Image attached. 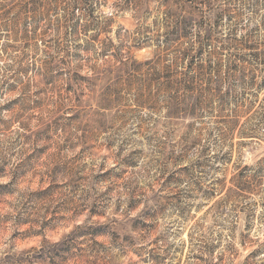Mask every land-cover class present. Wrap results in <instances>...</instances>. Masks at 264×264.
I'll return each mask as SVG.
<instances>
[{
	"label": "rangeland",
	"instance_id": "1",
	"mask_svg": "<svg viewBox=\"0 0 264 264\" xmlns=\"http://www.w3.org/2000/svg\"><path fill=\"white\" fill-rule=\"evenodd\" d=\"M263 245L264 0H0V264Z\"/></svg>",
	"mask_w": 264,
	"mask_h": 264
},
{
	"label": "trees",
	"instance_id": "2",
	"mask_svg": "<svg viewBox=\"0 0 264 264\" xmlns=\"http://www.w3.org/2000/svg\"><path fill=\"white\" fill-rule=\"evenodd\" d=\"M150 40V37H147V39H146V42H148ZM132 207H134V206H132ZM132 207H131V209H129V210H132ZM262 247H264V245L262 246ZM257 251V250H256ZM255 251V252H256ZM220 259V261H222V259H223V255L219 258Z\"/></svg>",
	"mask_w": 264,
	"mask_h": 264
}]
</instances>
